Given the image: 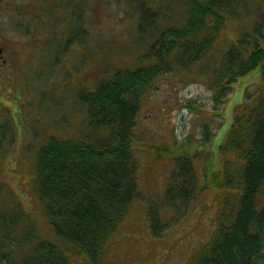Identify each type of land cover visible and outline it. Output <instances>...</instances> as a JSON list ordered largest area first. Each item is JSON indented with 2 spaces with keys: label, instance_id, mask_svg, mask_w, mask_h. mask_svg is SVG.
Instances as JSON below:
<instances>
[{
  "label": "trees",
  "instance_id": "1",
  "mask_svg": "<svg viewBox=\"0 0 264 264\" xmlns=\"http://www.w3.org/2000/svg\"><path fill=\"white\" fill-rule=\"evenodd\" d=\"M130 1L139 37L130 42L140 49L146 42L145 52L83 86L75 100L87 127L71 136L49 134L35 158L32 192L72 250L41 238L15 193L0 182V264H73V258L103 264L128 205L141 196L134 126L146 90L166 71L179 70L206 85L219 107L233 84L254 69L260 81L246 89L218 145L220 170L207 180L190 156L175 157L165 203L186 205L196 189L221 196L214 233L192 242L195 251L183 264H264V0H167L161 14L145 5L151 0ZM78 14L76 24L65 27L66 44H83ZM202 126L210 140L209 126ZM149 216L157 237L165 223L156 211Z\"/></svg>",
  "mask_w": 264,
  "mask_h": 264
},
{
  "label": "rangeland",
  "instance_id": "2",
  "mask_svg": "<svg viewBox=\"0 0 264 264\" xmlns=\"http://www.w3.org/2000/svg\"><path fill=\"white\" fill-rule=\"evenodd\" d=\"M166 2L151 0L145 5L161 14ZM77 13L80 27L86 29L79 32L81 46L66 44L65 27L76 24ZM136 17L130 0H0V136L8 132L0 142V182L15 193L40 237L68 251L71 245L57 237L32 192L37 150L49 134L83 132L87 125L75 100L77 92L93 85L104 70L130 65L145 52L146 42L141 41L146 44L141 49L130 42L139 39ZM163 75L146 90L134 126L141 196L128 205L103 264H183L195 251L192 242L214 233L221 196L196 189L188 204L169 206L165 203L169 174L177 156H190L198 172L205 169L207 180V174L218 173V145L234 109L246 99V89L254 90L260 81L258 69L252 70L215 107L210 90L196 76L179 70ZM202 124L209 126L210 140L203 137ZM6 200L1 198V203ZM155 211L165 223L157 237L149 216ZM72 262L87 264L79 258Z\"/></svg>",
  "mask_w": 264,
  "mask_h": 264
}]
</instances>
